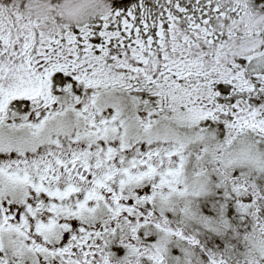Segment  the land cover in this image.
<instances>
[{"label": "snow or ice", "instance_id": "6c2138e0", "mask_svg": "<svg viewBox=\"0 0 264 264\" xmlns=\"http://www.w3.org/2000/svg\"><path fill=\"white\" fill-rule=\"evenodd\" d=\"M0 264H264V0H0Z\"/></svg>", "mask_w": 264, "mask_h": 264}]
</instances>
